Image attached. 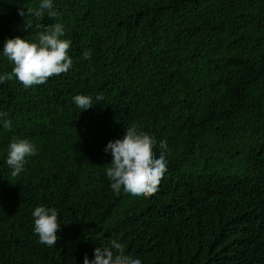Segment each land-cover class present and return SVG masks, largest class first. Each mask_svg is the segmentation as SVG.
Segmentation results:
<instances>
[{
  "label": "trees",
  "instance_id": "trees-1",
  "mask_svg": "<svg viewBox=\"0 0 264 264\" xmlns=\"http://www.w3.org/2000/svg\"><path fill=\"white\" fill-rule=\"evenodd\" d=\"M37 3L0 0V50L61 22L73 64L0 84V264H83L114 239L142 264H264V0H54L55 18L19 14ZM12 67L0 57V73ZM76 94L96 103L81 110ZM133 123L167 140V171L154 193L117 196L104 148ZM13 137L37 148L15 177ZM38 204L59 212L51 247L33 231Z\"/></svg>",
  "mask_w": 264,
  "mask_h": 264
},
{
  "label": "clouds",
  "instance_id": "clouds-1",
  "mask_svg": "<svg viewBox=\"0 0 264 264\" xmlns=\"http://www.w3.org/2000/svg\"><path fill=\"white\" fill-rule=\"evenodd\" d=\"M21 16L29 15L40 18L47 15L49 19L58 15L54 0H38L37 6L20 8ZM31 28V21L26 22ZM65 26L55 22L45 26L35 37H8L0 50V57L6 58L12 65L10 72L0 73V84L15 78L25 88L45 83L50 77L65 73L73 64V58L68 53L71 39L65 38ZM95 101L104 99L102 93L95 96ZM73 103L81 110L92 107L93 97L87 94H76ZM0 125L7 129L11 120L6 111H0ZM159 148L157 156L155 150ZM166 139L157 140L141 130L135 123L125 127L123 135L111 139L105 145L104 151L111 154L109 166L104 173L110 181L109 187L117 196L124 193L142 197L157 191L161 178L167 171ZM35 144L26 137H13L7 145L5 163L10 169V175L15 177L25 171L27 157L35 155ZM33 231L38 236V242L49 247L56 244L58 229L61 226L59 212L55 207L38 204L31 212ZM83 264H142L138 256L126 254L125 247L117 240L109 245L101 244L94 249L92 258L84 256Z\"/></svg>",
  "mask_w": 264,
  "mask_h": 264
}]
</instances>
